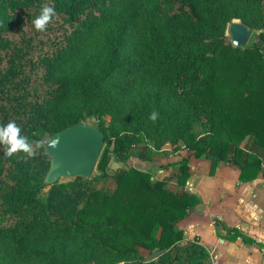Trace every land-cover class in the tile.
<instances>
[{
    "label": "trees",
    "instance_id": "obj_1",
    "mask_svg": "<svg viewBox=\"0 0 264 264\" xmlns=\"http://www.w3.org/2000/svg\"><path fill=\"white\" fill-rule=\"evenodd\" d=\"M45 4L56 16L37 32ZM234 19L252 30L244 47L226 39ZM90 118L102 174L45 183L44 137ZM9 121L36 155L0 145V264H208L175 225L201 200L169 184L186 185L191 156L210 174L223 161L240 182L264 177V0H0V126ZM165 146L185 151L165 163L169 176L126 163ZM110 154L123 166L106 188Z\"/></svg>",
    "mask_w": 264,
    "mask_h": 264
},
{
    "label": "crops",
    "instance_id": "obj_2",
    "mask_svg": "<svg viewBox=\"0 0 264 264\" xmlns=\"http://www.w3.org/2000/svg\"><path fill=\"white\" fill-rule=\"evenodd\" d=\"M177 153L172 157L181 159L185 151ZM126 163L138 169H142L141 165L147 170L156 161L131 157ZM188 166L190 177L180 188L196 194L201 203L175 224L183 230L184 240L197 239L208 251V264H264L263 175L259 173L253 181L240 182L239 169L223 161L210 174V161L193 156L189 157ZM216 222L225 228L239 229L252 241L225 238L227 231L222 225L217 227Z\"/></svg>",
    "mask_w": 264,
    "mask_h": 264
},
{
    "label": "water",
    "instance_id": "obj_3",
    "mask_svg": "<svg viewBox=\"0 0 264 264\" xmlns=\"http://www.w3.org/2000/svg\"><path fill=\"white\" fill-rule=\"evenodd\" d=\"M227 32L231 44L236 47L246 46L252 35V30L238 19L228 24ZM42 144L45 154L50 158V167L44 181L53 184L59 180L77 177L90 178L104 147V135L99 129L82 120L53 136L46 135ZM164 251L157 250L147 259H155Z\"/></svg>",
    "mask_w": 264,
    "mask_h": 264
},
{
    "label": "clouds",
    "instance_id": "obj_4",
    "mask_svg": "<svg viewBox=\"0 0 264 264\" xmlns=\"http://www.w3.org/2000/svg\"><path fill=\"white\" fill-rule=\"evenodd\" d=\"M56 16V11L52 6L45 4L41 7L39 15L32 20V25L37 32H43ZM158 113L153 111L149 119L155 122ZM0 145L5 146V157H11L17 152H24L29 157L36 155L32 143L27 136L21 135V129L14 121H9L6 125L0 126ZM54 147L55 145H50Z\"/></svg>",
    "mask_w": 264,
    "mask_h": 264
},
{
    "label": "rangeland",
    "instance_id": "obj_5",
    "mask_svg": "<svg viewBox=\"0 0 264 264\" xmlns=\"http://www.w3.org/2000/svg\"><path fill=\"white\" fill-rule=\"evenodd\" d=\"M225 35H226V39L227 41L229 40L230 41V36L227 32V28H226V31H225ZM253 40V37L251 35V37L249 38V41L248 43H251ZM87 123L95 126V122L93 119H87ZM194 131L196 132V134L200 135L202 134V129L200 127L199 124H197L194 128ZM178 150H174V146H165L162 151H161V156L159 158H153L152 160H149V161H156V163H153L155 166L153 168H150V169H147L149 170L153 177L156 178V179H162L166 176H169L175 169L171 166V167H166V164L165 162L169 161L168 163H173L175 161L173 160H180V159H174L172 156H174L175 154H179L177 153ZM111 155V160L109 162V165L106 169V172H107V177L104 178L103 180H100L98 182V186H106V188H109L112 184H113V173L118 170L121 166H123V164L119 161H117L114 157H113V154H110ZM131 158V157H129ZM128 158V159H129ZM139 167L142 168V170H144V168L140 165ZM101 171L97 170L96 168L94 169L93 173H92V176H98V175H101ZM169 187H171L174 191H181L182 189L174 184H169ZM181 189V190H180ZM45 190H47V188H45ZM119 264H123V263H119Z\"/></svg>",
    "mask_w": 264,
    "mask_h": 264
}]
</instances>
